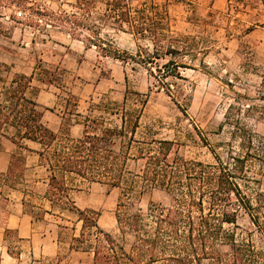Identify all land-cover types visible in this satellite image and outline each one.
<instances>
[{"label":"rangeland","instance_id":"rangeland-1","mask_svg":"<svg viewBox=\"0 0 264 264\" xmlns=\"http://www.w3.org/2000/svg\"><path fill=\"white\" fill-rule=\"evenodd\" d=\"M95 1L90 20L95 27L83 28L77 35L33 16L38 5L59 11L56 0H24L12 7L0 1L1 105L16 75L33 74L27 95L34 100L41 96L37 103L43 121L54 131H59L64 114L67 124L83 121L86 115L104 117L107 125L120 124L125 102L127 111L140 115L137 139L173 140L182 156L208 163L215 161L213 150L227 160L232 134L247 128L257 135V158L248 163L251 189L244 187L251 193L253 188L264 191V0H128L134 11L157 5L165 12L168 36L161 38L158 50L151 37L138 39L127 24L121 27L107 19L108 0ZM62 8L74 10L68 2ZM87 37L95 41L100 37L128 59L104 56L95 45L86 47ZM169 44L173 52L168 51ZM177 72L180 77L171 75ZM70 112L81 116H70ZM8 132L14 134L15 129ZM82 132L83 125L71 127L74 137ZM4 138L0 136V148L8 149ZM40 165L38 155L27 152L23 174L3 183L2 193L24 190V210L33 217L36 245L46 244V254L39 255L38 248L37 257H61L62 264H92V253L71 248L82 222L73 211L51 208L45 198L49 171ZM130 170L140 172V164L131 161ZM133 177V211L147 214L151 204L170 205L166 191ZM70 185L76 204L99 211L100 226L129 248L133 235H122L116 220L121 189L81 178L71 179ZM238 225L239 240L251 239L257 247L264 246L262 233L244 210ZM6 240L4 244L15 254L21 247L29 248L12 231L6 232ZM53 263L45 260L43 264Z\"/></svg>","mask_w":264,"mask_h":264},{"label":"trees","instance_id":"trees-1","mask_svg":"<svg viewBox=\"0 0 264 264\" xmlns=\"http://www.w3.org/2000/svg\"><path fill=\"white\" fill-rule=\"evenodd\" d=\"M0 1L6 7L24 2ZM56 1L61 5L59 11L38 5L33 7V16L74 35L83 28L91 31L95 27L90 22L95 0ZM66 2L73 11L62 8ZM106 10L107 19L121 27L127 24L138 39L151 37L156 50L161 38L168 36L165 12L157 5L134 11L128 0H108ZM173 42L179 44L180 40L174 38ZM84 43L86 47L100 48L104 56L128 59L112 46L107 47L100 37L96 41L87 37ZM172 46L169 44L168 51H174ZM140 62L147 63V59ZM171 75L180 77V72ZM32 77L33 74L16 75L6 93L5 105L0 103V136L16 146L7 171L0 172V187L23 174L27 152L38 155L41 165L49 171L45 198L51 208L73 211L82 222L80 235L72 238V249L92 253V264H264V246L257 247L251 239L239 240L236 233L240 211L244 210L264 237V191L254 188L252 193L248 191L253 180L247 174L248 163L257 158L256 133L247 128L236 130L229 143L227 160L214 150L215 161L211 163L186 158L173 140L137 139L140 115L127 111L125 102L120 124L107 125L104 117L91 115L67 124L64 114L56 132L43 121L37 101L27 95ZM74 114L81 116L70 112V116ZM74 124L83 125L81 136L71 135ZM9 128H14L15 133H9ZM28 142L38 147L32 148ZM131 161L140 164V172L130 170ZM130 175L166 191L170 205L151 204L147 214L133 211L135 178ZM74 178L121 189L116 220L122 235H133L129 248L100 226L99 211L80 208L72 199L74 187L70 180ZM8 252L18 256L10 249Z\"/></svg>","mask_w":264,"mask_h":264},{"label":"crops","instance_id":"crops-1","mask_svg":"<svg viewBox=\"0 0 264 264\" xmlns=\"http://www.w3.org/2000/svg\"><path fill=\"white\" fill-rule=\"evenodd\" d=\"M35 100L40 102L41 96L35 98ZM4 139L8 141L10 146L8 149L3 147L0 148L1 172L7 171L10 164L11 155L16 148L14 143H12L7 138ZM3 145H5V143H3ZM40 167H42V165H40ZM37 183H39V181H37ZM24 196V190L19 191L17 189H14L11 194L4 195L0 187V204L4 206L3 213L5 214V219L1 218L0 215V264H43L45 260H55V264H62L64 260L61 257H37L38 248L39 255L46 254V244H43L39 247L36 245V234L32 229L34 221L33 217L28 214L26 210H24ZM1 212L0 206V213ZM6 230L12 231L14 234H16L20 243L27 242L29 244V248L23 250V247H21L22 249L18 256L11 255L8 252V246L4 244L7 241ZM45 238L46 237H44V240Z\"/></svg>","mask_w":264,"mask_h":264}]
</instances>
